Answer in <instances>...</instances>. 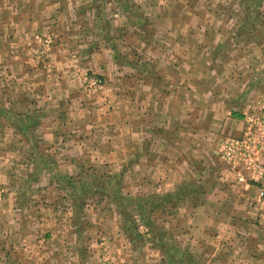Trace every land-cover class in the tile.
Segmentation results:
<instances>
[{"label": "rangeland", "instance_id": "374dc122", "mask_svg": "<svg viewBox=\"0 0 264 264\" xmlns=\"http://www.w3.org/2000/svg\"><path fill=\"white\" fill-rule=\"evenodd\" d=\"M249 16L255 17V21H248ZM249 31H253L250 36L253 42L258 43L260 34L264 43V0H121V3L118 0H0V110L4 111L0 114V144L22 143L26 148L24 159L33 152L32 145H37L36 153L47 160L43 167L53 172L51 177L44 174L42 184L46 189L39 195V199L43 197L40 206L50 207L41 216L48 226L42 235L53 237L49 245H43L44 252L48 248L46 254L53 250L48 256L100 258L101 264H132L126 258H137L141 264H149L148 259L153 258L156 264H165L163 258H182L184 264H209L207 258L212 257L243 258L238 241L231 238L239 233L232 231L225 232L231 239L223 241L217 256L214 247L209 254L213 244H207L201 253L196 251L192 236H199L200 231L193 230V210L201 204V195L208 192L215 180L206 185L199 184L198 177H187L177 197L170 194L168 198V194L135 197L131 193L135 190L132 183L108 177L109 171L99 162L98 153L87 150L86 155L79 154L80 150L70 144L69 149L65 148L66 143H79V139L86 137L85 131L83 134L77 130L84 126L86 130L90 119L86 101L93 103L99 101L96 98L100 95L111 94L126 97L130 105L132 79H178V73L169 69V64L192 60L206 64L215 59L219 62L214 65L235 63V71L231 72L235 78L227 81L223 77L228 73L224 66L215 73L219 81L230 82L238 89L236 86L246 76L243 64L248 66V59L243 61L241 54L246 47L242 38ZM181 32L186 35H180ZM220 43L225 49L215 55H203L196 49L188 53L184 49L203 44L215 47ZM251 59L254 67L260 65L258 53L254 52ZM105 63L109 67L100 71ZM252 74L249 80L256 76L254 81L258 82V75L264 76V71L261 68L254 71L253 77ZM257 87L263 95L264 85ZM239 90L244 91L241 87ZM250 105L253 104L249 102L244 108ZM99 106L100 103L91 106L97 110L98 119ZM240 111L242 108L237 105L235 112ZM28 117L34 118L27 134L22 135L16 124L18 120L27 121ZM237 123L233 126L235 130ZM54 131L56 137H50ZM220 137L221 145L228 137ZM52 142L56 145L50 148ZM174 146L172 141L169 147ZM214 147L213 174L220 176L228 171L227 174L233 175L217 144ZM175 150L170 151L175 157L184 154V159H194L195 167H202L201 171L206 169L205 174H210L209 167L200 161L205 159L204 155ZM2 151L0 147V161L8 160L11 168L21 165L17 161L18 152ZM67 157L77 162L85 158V169L77 168L74 172L66 165ZM51 159L63 163L54 167L48 163H52ZM19 172L26 180L32 174L23 167ZM30 180L26 189L34 184L35 179ZM27 192L26 198L19 200L22 207L37 201ZM194 193L199 195L188 198ZM37 217L25 215L22 221L30 222ZM141 226L148 232H142ZM209 239L218 246L213 237ZM257 251L251 250L249 254ZM93 264H99L98 259Z\"/></svg>", "mask_w": 264, "mask_h": 264}, {"label": "crops", "instance_id": "0c3cea01", "mask_svg": "<svg viewBox=\"0 0 264 264\" xmlns=\"http://www.w3.org/2000/svg\"><path fill=\"white\" fill-rule=\"evenodd\" d=\"M247 20L254 22L255 17L249 16ZM252 32H244L245 36L242 38L246 47L241 54L243 61L248 59V66L243 64L246 76L243 83L236 86L238 89L230 82L219 81V76L215 73L224 66L228 73L223 74V77H226L227 81L229 78H235L234 73H231L235 71V63L214 65L213 63L219 62L215 59V62L206 64L195 63L194 60L178 65L169 64V69L178 73L176 75L178 79L149 77L132 79L130 105L122 95L104 94L96 98L99 101L93 103L86 101V112L89 114L86 117L90 118L86 130L89 128L93 130L86 131L85 126L77 128L83 134L86 132V137H83V140L79 139V143H66L68 146L66 145L65 148L69 149L70 144L74 149L80 150L79 154L86 155L87 150L89 153L91 151L93 154L98 153L99 162L109 171L108 177H114L115 181L118 179L120 182L125 180L132 183L135 190H131V193L135 197L145 195L157 197L167 194L177 197L176 193L187 177L188 179L198 177L199 184L206 185L215 180V183L208 187V192L201 195L203 197L201 204L193 210L195 216L193 230L200 231L199 236H192L197 247L196 251L201 253L203 247L213 244L209 254L211 255L215 248L217 256L219 248L221 250L224 246L223 241L232 238L238 241V248L243 258L212 257L207 258L210 260L209 264H264V204L258 201V188L238 186L234 176L227 174L228 171L225 174L221 172L220 176L213 174L216 168H213L215 164L212 161L213 153H216L214 144L220 149L218 138H221V135L225 137L240 135L243 113L246 111L244 107L249 102L256 103L264 95L260 94L262 93L260 87H257L264 85V76L259 74L258 82H255L256 76H254L255 70L259 71L262 68L264 71V43L260 40L262 39L260 34H258V43L253 42L250 37ZM181 34L186 35L184 32ZM222 45L220 43L215 47L212 45L209 47L203 44L196 45L195 48L186 46L184 49L188 53L196 49L201 50L203 55L205 53L215 55L225 49ZM252 52L258 53L260 64L258 67L251 64ZM101 65L100 71L109 67V63ZM250 73H253L251 75L254 76L253 80H249ZM240 87L244 90L242 93ZM96 103H100L99 119L95 118L97 110L91 109ZM237 105L242 108L239 113L235 112ZM235 121L238 122L237 130L233 127ZM54 133L56 132L50 133V137H56ZM172 141L176 145L173 148L169 147ZM55 145L52 142L50 148ZM0 147L2 152H18L20 160L17 161L21 163L11 168L8 160L1 158L0 161V264H93L97 259L101 264L100 258H51L48 255H52V249L47 254L48 248L43 251V245H49L53 237L42 235L48 226L44 225L41 216L47 213L49 211L47 208L50 207L40 206L43 197L39 199V195L46 189L42 184L43 179L46 178L44 174L51 177L53 172L43 167L47 164V160L36 153L37 145H32L33 152L25 159L23 154L26 148L22 143L3 142ZM55 149L59 148L55 147ZM175 149L183 152L196 151L197 154L204 155L205 159L202 158L203 160L200 161L204 162L205 167H209L210 174H205L208 172L206 169L201 171L202 167H195L196 161H192L194 159L190 161L184 159L186 157L184 154L181 158L177 155L175 157L170 152L176 151ZM65 160L68 168L70 166L74 172L77 168L86 167L85 158L79 162L71 161L68 157ZM51 161L52 163L48 162L49 165L58 167L59 162L56 159ZM200 161L198 162L201 164ZM21 167L30 169L32 173L30 179L32 177L35 179L29 189L26 188L31 180H26L27 177L19 172ZM73 171L71 173H74ZM201 174L204 176H200ZM28 180L30 182H27ZM27 191L32 194L33 200L37 199V201L33 202L32 206L22 207L19 200L26 198ZM198 195L194 193L188 198ZM25 215H38V217L33 221L23 222ZM226 231L239 233L238 238L237 235L230 238ZM210 237L216 240L218 246L209 239ZM251 250L257 253L249 254ZM136 259L126 258V261L132 264L142 263ZM163 259L165 264L185 263L182 258ZM148 260L149 264H156V258ZM198 261L202 262L199 259Z\"/></svg>", "mask_w": 264, "mask_h": 264}, {"label": "built area", "instance_id": "2783aa9c", "mask_svg": "<svg viewBox=\"0 0 264 264\" xmlns=\"http://www.w3.org/2000/svg\"><path fill=\"white\" fill-rule=\"evenodd\" d=\"M92 85L98 86L96 82ZM252 104L243 115L241 135L222 140L220 155L237 184L256 186L258 201L264 202V97ZM140 230L148 232L143 226Z\"/></svg>", "mask_w": 264, "mask_h": 264}, {"label": "trees", "instance_id": "16d2710c", "mask_svg": "<svg viewBox=\"0 0 264 264\" xmlns=\"http://www.w3.org/2000/svg\"><path fill=\"white\" fill-rule=\"evenodd\" d=\"M119 3H121V0H118ZM122 5V4H121ZM127 8V7H126ZM258 17H256L257 19ZM128 65H131L133 66L134 64H128ZM0 114H4V111L3 110H0ZM8 118H10V115H8ZM34 118V117H32ZM32 118H27V121H24V120H18L17 124H16V128H18V130L22 133V135H26L27 134V128L29 127L30 123H31V120ZM111 184V183H110ZM169 196H167L168 198ZM163 198V197H162ZM162 198H160L161 200V205L163 206V202H162ZM149 204V203H148ZM161 206V207H162Z\"/></svg>", "mask_w": 264, "mask_h": 264}]
</instances>
